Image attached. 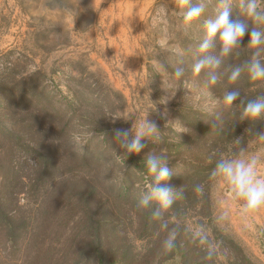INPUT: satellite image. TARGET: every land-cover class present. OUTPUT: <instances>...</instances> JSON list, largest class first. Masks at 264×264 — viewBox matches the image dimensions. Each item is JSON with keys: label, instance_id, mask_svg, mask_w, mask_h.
Instances as JSON below:
<instances>
[{"label": "rangeland", "instance_id": "rangeland-1", "mask_svg": "<svg viewBox=\"0 0 264 264\" xmlns=\"http://www.w3.org/2000/svg\"><path fill=\"white\" fill-rule=\"evenodd\" d=\"M179 2L0 0V146L8 147L6 138L24 139L51 156L57 169H69L56 179L70 174L76 152H88L90 159L99 156L104 178L101 194L105 197L120 186L118 182L128 167L122 162L126 153L114 139V129H131L134 118L152 110L147 119L161 130V139L145 138L141 152L132 154L166 153L173 174L162 183L181 192L173 176L202 166V161L197 162L202 149L193 147L190 138H195L221 108L213 115L193 109L202 88V73L196 76L186 71V84L172 77L178 59H183L186 69L194 62L202 22L215 14L218 0H207L203 16L188 26L176 14ZM238 4L239 0H233V10L239 9ZM177 48L182 50V57L172 51ZM156 61L168 65V72L153 71ZM128 114V119L114 120L111 116L127 118ZM16 120L30 125L33 131L13 128ZM262 123L259 133L264 132V120ZM181 127L186 130L178 133ZM242 147L250 152L264 151V143L255 136ZM231 151L235 150L226 149L220 155ZM18 155L15 152V160L21 161L23 156ZM20 169L23 178L32 170L29 164ZM137 174L132 170L127 182L122 183L129 188L131 199L109 202L119 219L100 232L110 264H156L164 253L162 242L167 232L159 221H146L149 210L138 207L144 181ZM206 174L203 172L201 178ZM200 185L203 192L199 193L198 206L189 198L165 212L169 227L177 230V239L184 236L179 241L186 242L187 264H241V256L248 264H264V206L242 215L239 205L228 199L221 180L208 175ZM17 203L24 210L33 207L24 191L18 193ZM224 209L227 217L219 220ZM76 219L77 215L63 231L59 217H49L46 230L58 238L53 244L59 253L62 242L73 238L74 232H70ZM21 242V251L16 249L15 253L4 251L0 243V260L8 264L20 260L26 248L25 241ZM197 246L209 254L192 259ZM83 264L98 262L88 257Z\"/></svg>", "mask_w": 264, "mask_h": 264}, {"label": "trees", "instance_id": "trees-1", "mask_svg": "<svg viewBox=\"0 0 264 264\" xmlns=\"http://www.w3.org/2000/svg\"><path fill=\"white\" fill-rule=\"evenodd\" d=\"M233 11L237 13L239 9ZM248 38L247 34L243 37L242 47L246 46ZM238 51L239 56L233 54L230 58L232 64L241 63L248 58L249 50L245 48ZM225 88L239 89L242 97L254 98L264 94V81L251 82L242 76L234 84L227 83V81L222 82L213 89V93L220 97ZM218 113L219 120H222L223 124H220L212 116L209 118V123L198 130L199 133L195 134V138H190L193 147L202 149V153L197 156V162L202 161V166L185 175L173 176L180 191L183 190V196L176 199L172 208L190 200L189 198L195 206H198L202 196L195 191V187L203 183L208 175L211 176L215 158L226 149L237 150L236 138L242 139V145L247 143L254 137L252 131L259 133L263 124V120L251 123L247 120L239 121V110L236 107L228 110L220 109ZM14 127L19 131L22 129L33 131L30 125H24L20 120L14 122ZM6 139H8V147L5 148L3 144L0 146V243L5 248L4 251L10 249L9 252L13 253L16 252V249L21 251V240L25 241L26 247L23 250L22 258L12 260V264H17V262H21V264H83L88 257L96 258L98 264H106L108 262L107 253L104 250L103 237L100 232L103 227L113 223L116 225L119 221L109 202L131 199L129 188L124 187L122 183L127 182L132 170L143 177L142 169L145 156L127 154L122 158V162L128 164L125 176H123L125 180L122 178L121 182H118L120 186L114 192L110 191V194L103 197L101 191L104 178L101 177L99 156L90 159V153L76 152L75 164L68 172L70 174L56 179L55 176H61L63 174L60 173L69 169H63L61 166L57 169L58 166L52 161L51 156H45L39 148L30 146L24 139H18L15 136L13 139ZM38 144L44 148L43 142ZM3 150L6 153L1 155ZM15 152L19 154L18 156H23L21 161L15 160ZM215 154L216 157H214ZM24 164H29L32 168L31 172L25 176L26 178L21 177L20 168ZM203 172H207V174L201 178L200 175ZM20 184L22 186H19ZM21 191L26 192L28 198L33 202L32 208L24 210L23 206L17 203V195ZM52 207L55 209L52 210ZM73 207V213L66 216V213ZM76 215L77 219L70 232H74L73 238L66 244L62 242L63 249L59 253L56 250V245L53 244L57 242L58 238L55 239L46 230L49 217L51 220L52 217L53 219L59 217L64 231L69 221H72ZM145 216L146 221L152 219L150 212ZM75 237L79 238L75 239ZM182 239L184 236L177 239L176 248L171 252L164 251L156 264H187L189 254L183 249L186 242L179 241ZM74 240L76 242L72 243ZM207 254H209L208 250H201L197 246L193 248L191 257L195 259L197 256ZM210 254L212 253L210 252ZM246 260L244 256H241L238 263L248 264V260ZM4 261L0 260V264L7 263L6 260ZM108 263L110 264V262Z\"/></svg>", "mask_w": 264, "mask_h": 264}, {"label": "clouds", "instance_id": "clouds-1", "mask_svg": "<svg viewBox=\"0 0 264 264\" xmlns=\"http://www.w3.org/2000/svg\"><path fill=\"white\" fill-rule=\"evenodd\" d=\"M206 8L207 0H180L176 14L182 24L188 26L199 20ZM238 8L239 11L234 13L233 0H218L215 14L202 22L203 34L196 47L194 62L186 69L183 59H178L173 66L172 77L186 84V71L196 76L203 73L202 88L195 97L193 109L213 115L217 108L228 110L236 107L239 110V121L247 120L251 123L264 120V94L244 98L236 88H225L220 97L213 94L217 85L224 81L234 84L242 76L251 82L264 81V0H239ZM246 34L248 42L242 47ZM161 46H166V42H161ZM245 48L249 50L248 58L232 64L230 58L233 54L239 56L238 50ZM172 51L179 57L183 56L182 50L178 48ZM153 71L167 73L168 65L156 61L153 63ZM149 111L152 110L138 119L134 118L135 123L131 129H114V139L124 149L126 156L140 153L145 147L142 142L145 138L154 141L161 139V130L154 121L147 119ZM129 114L127 118L123 115L111 116L114 120L128 119ZM213 116L223 124L219 120V113ZM185 130L181 127L178 133ZM252 134L258 142L264 143V132L252 131ZM235 144L237 150L215 158L211 176L223 182L228 199L238 204L240 213L244 215L264 206V151L250 152L247 147L241 146V138H236ZM168 161L164 152L152 151L146 154L142 169L144 183L138 194V207L149 210L151 218L159 221L160 228L167 232L162 242L166 253L176 248L177 230L169 227L165 212L172 208L177 198L183 196V190L174 192L162 183L173 174ZM195 191L201 193L203 187L197 185ZM227 214V209L222 210L218 219H225Z\"/></svg>", "mask_w": 264, "mask_h": 264}, {"label": "crops", "instance_id": "crops-1", "mask_svg": "<svg viewBox=\"0 0 264 264\" xmlns=\"http://www.w3.org/2000/svg\"><path fill=\"white\" fill-rule=\"evenodd\" d=\"M16 1H18V0H16Z\"/></svg>", "mask_w": 264, "mask_h": 264}]
</instances>
